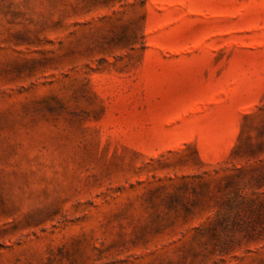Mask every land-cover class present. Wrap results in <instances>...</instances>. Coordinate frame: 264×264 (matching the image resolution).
<instances>
[{"label": "rangeland", "instance_id": "1", "mask_svg": "<svg viewBox=\"0 0 264 264\" xmlns=\"http://www.w3.org/2000/svg\"><path fill=\"white\" fill-rule=\"evenodd\" d=\"M0 264H264V0H0Z\"/></svg>", "mask_w": 264, "mask_h": 264}]
</instances>
